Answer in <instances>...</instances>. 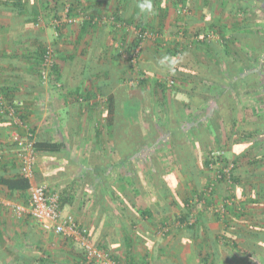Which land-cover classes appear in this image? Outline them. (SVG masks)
<instances>
[{
    "label": "crops",
    "instance_id": "crops-1",
    "mask_svg": "<svg viewBox=\"0 0 264 264\" xmlns=\"http://www.w3.org/2000/svg\"><path fill=\"white\" fill-rule=\"evenodd\" d=\"M79 1L80 5L76 6ZM138 1L0 0V93L7 102L20 103L22 119L35 136H46L52 141L63 143L66 146L64 151L69 155L67 159L62 158V155H37L35 179L58 193L62 214L72 215L78 224L88 229L96 244L108 246L120 264H140L144 260L150 264H185L192 254L196 257L194 264H203L202 259L208 256L211 263L217 260V264H252L253 260L248 258V254L235 250L232 244L243 243L253 237L252 231L264 228V161L256 159L258 152L264 149V141H258L253 148L249 146L257 140L238 141L241 120L250 115L248 122L252 123L262 112V109L258 112L257 104L253 106L256 103L253 95L239 97L235 126L224 129L221 125L220 144L215 143V146L225 149L229 161L235 162L239 183L235 191L228 190V186L223 183L215 185L210 203L204 210L197 211L196 230L175 225L176 218L187 212L181 209L182 203L178 198L182 202L190 200L193 189L189 177L179 176L170 141L165 145L150 144L149 147L154 146L155 149H149V155L134 159L132 171L121 162V156L115 151V147H123L136 130L148 132L145 119L151 115L154 120L160 112L155 102L161 94L153 92V84L157 79L160 81V77L147 78L149 87H152L150 92L138 85L135 72L132 71L134 65L126 53L127 36L133 33L134 26L125 27L124 23L114 22L117 8L128 17L132 11L138 10ZM217 1L185 0L184 4L193 8L190 17H198L206 15L207 5L211 3L214 6ZM179 3L181 7L183 4ZM69 5L76 11L72 16L74 23L63 21ZM55 6L60 20L55 18ZM166 11L170 16L171 10ZM188 18L184 17L176 24L185 28ZM89 19L93 21L87 26ZM189 30L193 32L197 28L193 26ZM190 36L193 37V34ZM175 42L179 43L177 40ZM144 44L143 53L146 50L153 52L149 44ZM40 45L53 50L59 66L58 83L65 88L57 89L41 82L35 60ZM140 62H151L156 71L170 77L168 65H164L163 70V63L158 66L148 56ZM188 67L195 66L189 63ZM112 73L120 82L114 84L113 91H120L119 88L123 90L121 96L119 93L121 109L118 119L129 130V135L124 129H118L117 136L111 133L113 126L106 123V97L97 91L100 84L109 82ZM7 88L13 92L5 96ZM78 88L95 93L89 102V105L95 104L92 109L87 111L81 108L79 111L75 102ZM183 89L187 91L188 84L185 83ZM171 98L173 105L179 108L180 116L185 119L193 115L194 109L183 106L187 101L184 94H172ZM246 107L249 109L245 110ZM185 122L188 124L192 119ZM15 131L21 137L25 135V131L13 128L0 116V174L5 177L19 173L16 147L12 142ZM193 137L190 136L191 139ZM215 139L211 132L213 143ZM194 147L190 144L197 157ZM244 151L245 157L242 158L240 154ZM108 166L112 170L106 171ZM116 175L122 177L123 183L116 190H107L102 202L104 206L101 207L96 204L95 181L98 177L105 179L106 176ZM175 176L177 186L171 184ZM202 176L200 191L204 182ZM160 180L164 181L172 196L161 189ZM110 191H114V198ZM258 191L262 193L260 204H250L254 192ZM128 195L131 196L130 200ZM171 197L177 200V205L171 203ZM230 197L233 198V204L228 206L224 219L207 210L209 206ZM16 204L26 207L28 201L0 187V264H34L31 256L39 258L48 254L52 257L57 255L55 259L60 263L65 260L70 264L73 259L82 256L79 250H76V254L69 253L72 243L68 244L63 238L58 239V236L43 232L27 213L18 216L12 208ZM239 212L245 215L240 217ZM166 223L170 225V230L162 233ZM212 245L215 255L211 254Z\"/></svg>",
    "mask_w": 264,
    "mask_h": 264
},
{
    "label": "trees",
    "instance_id": "trees-1",
    "mask_svg": "<svg viewBox=\"0 0 264 264\" xmlns=\"http://www.w3.org/2000/svg\"><path fill=\"white\" fill-rule=\"evenodd\" d=\"M179 2L183 4L182 7L189 11L190 15L193 14L191 11L193 8L191 9L186 6L184 4L185 0H177L176 3H174V11H176V14L179 10ZM166 3L167 0H139V5L137 6L138 10L132 11L128 17L125 16L124 12L118 10L120 8H117L115 11L114 22L124 23L125 27L133 25L134 29L139 31L138 34L130 32L129 34L133 36L130 37L129 34L127 36L129 41L126 42V53L129 55L130 62L134 50L139 47L143 40L142 34L149 32L157 37L162 35L163 20L167 17ZM142 4H150V8H141ZM215 4L214 6H212L211 3L207 5L208 11L206 15H200L198 17L193 15L191 17L189 16L186 20L187 22L185 21V28H180L182 26L177 24L173 30H170V33L173 34L175 32L177 35L181 31L186 42L188 39L186 34H193L199 39L197 42L180 45L172 38V41H170L165 49H162L159 42L155 44V49L159 55L166 60L169 66L170 77H167V74L164 75L156 71L150 64L151 62H140L142 53L141 48L134 69H131L135 72L138 85L146 87L148 92L152 91V87H149L147 78H154L155 76L160 77V81L157 79L153 84V92L156 91V93L158 92L161 94L159 99L155 102L160 112L158 117L154 118L155 121L151 115L149 119H145L148 132L144 133L136 130L131 139H127V141L124 142L123 147H115V151L121 156V162L125 163L129 170L132 171L131 168L134 159L136 160L138 157L145 154L149 155L148 150H154V146L158 143H164L165 145V143L170 141L171 154L176 159L175 166L180 174L179 176L182 178L189 177L191 179L192 192H195L194 194L196 195L201 192H199V190L202 171L206 170L209 172L207 155L215 146V143L220 144V126L222 125L224 129H227V127L231 125L232 128L235 126L237 121V100L242 95H253L257 105L261 107L262 112L252 123L248 122L250 115L248 118L245 117L241 120V131L238 141L248 139L257 140L251 143L249 146L250 148L258 144V141H264V19L261 20L262 17L264 18V0H218ZM79 5L80 1L76 6ZM56 9L57 6L53 9L55 18L60 20V16L57 15L59 13H57ZM64 9L65 8H63L62 11ZM75 13L76 11L73 7L70 5L67 6L65 16L68 19H71ZM150 14L153 16L152 21L149 17ZM92 21L93 19H89V22L86 23L87 26L90 25ZM193 26H195L197 30L191 32L189 29ZM210 33L216 36V40L213 42L206 40L207 35ZM143 42L145 43L146 41ZM47 48L48 47L44 45H40L38 49V58L35 59L37 61L36 70L38 66V73L41 60ZM189 63H192L195 67L189 68ZM58 70L59 66L56 62L53 68L55 83L59 82ZM109 78L110 80L108 83L100 84L97 89L100 95L106 97V123H108L110 127L113 126L111 129L112 134L116 133L117 136L118 129H124L126 134H128L129 130L125 129L123 122L118 119L120 114L119 109H121L120 96L123 90L119 88L120 91H113L115 88L114 84L120 82L113 73L110 74ZM170 81L171 84L168 83ZM185 83L189 86L187 91L183 89ZM62 88H65V86L61 85L60 89ZM103 88L104 91H102ZM12 92L13 90H8L7 88L4 94L7 96V94ZM87 93H90L89 96ZM171 93L184 94L187 101L183 106L187 109H194L197 113L194 111L193 115L190 114L185 119L180 116L181 113L179 108L175 106V104L173 105ZM75 94V102L78 104L79 111L81 108L87 109L88 111L95 105L93 103L89 105V102L93 100L91 97L93 98L95 94L93 91L86 92L83 88H78ZM168 98H170L169 101ZM9 103H13V101ZM190 119H192V122H188L187 124L185 120L188 121ZM127 126L129 125L126 123V127ZM130 128H133V126ZM211 132L216 138L214 143L211 140ZM191 135L194 136L192 138L193 140L190 138ZM150 144L154 146L149 147ZM190 144L195 146L197 157L194 156ZM65 148L66 146L63 143L52 141L46 136L36 135L34 138V151L37 155L63 156L62 158L67 159L69 155L65 153ZM245 153L246 151H244L242 155L240 154V157L244 158ZM257 158V161H264V149L258 152L256 159ZM222 161L223 163L232 162L227 159L226 155ZM232 163L234 165L231 171L232 184L228 186V190L235 191L239 179L236 174V164L235 162ZM109 170H112L110 166H108L106 171ZM35 181L42 184V182L36 179ZM95 182H97L94 190L96 204L102 207L104 206L102 204L103 198L105 197L104 194L107 193V190L110 188L116 190V188L123 183V179L120 175H116V177L106 176L105 179L98 177ZM159 182L162 187L161 189H164V192L170 196V190L167 188L164 181L160 180ZM217 183L225 184L224 178L218 179ZM171 184L177 186L176 176L171 180ZM0 187L11 194L18 195L25 202L29 201L30 183L20 175V172L8 177L0 174ZM110 194L111 197L114 198V191H110ZM261 194V191L257 193L254 192V199L249 203L252 205L260 204ZM130 197L131 196L128 195L129 200ZM171 199V203L177 205V200L174 197H171ZM178 199L182 203L181 209L184 208L185 211L187 210L185 214H180L176 218V220L183 222L188 217L191 199H186V201L183 200V202L180 198ZM208 200L207 203H210L212 195ZM131 204L134 206L133 202H131ZM228 209L229 207H227V211ZM244 215L245 213L241 212L239 216L241 217ZM186 228L193 231L197 229V226L194 224ZM263 232L264 228L259 227L257 231H252L253 237L249 239L251 241L246 240L243 243L233 242L232 248L248 254V258L253 260L252 264H264ZM72 244L69 253L76 254V250L80 251V248L78 245ZM100 247L108 252L109 255L120 264L110 253L108 246L103 245ZM213 248L214 245L211 246V254L215 255ZM53 257L51 254H48L45 257L41 256L36 258V256H31L30 258L33 260L34 264H69V261L65 262V260H62L60 263L55 259L57 255ZM208 258L209 256L207 258L204 257L202 263L217 264V260L215 262L212 260L211 263L208 261ZM77 260L79 259H73L70 264H74ZM236 264L241 263L237 262Z\"/></svg>",
    "mask_w": 264,
    "mask_h": 264
},
{
    "label": "built area",
    "instance_id": "built-area-1",
    "mask_svg": "<svg viewBox=\"0 0 264 264\" xmlns=\"http://www.w3.org/2000/svg\"><path fill=\"white\" fill-rule=\"evenodd\" d=\"M177 14L184 17L190 16L189 11L182 6L179 7ZM63 21L74 23V19H68L67 17ZM132 31L134 34L139 33V31L134 28ZM181 33L180 31V34ZM141 36L143 40L139 47L134 50L131 57L133 65L136 64L139 58L142 45H144L143 41H155L159 38L149 32H145ZM198 40L199 39L194 36L192 41L197 42ZM206 40L215 41L216 36L210 33L207 35ZM55 61L54 52L48 47L41 60L38 74L43 84L47 83L58 89L61 85L54 82L53 68L56 63ZM51 80L53 82H51ZM168 83L171 84V81ZM19 109L20 103H9L0 93V116L5 118L13 128L25 131L23 137L17 135L15 131L12 136V142L16 147V159L18 161L20 175L30 183L29 201L26 207L19 204L14 205L12 207L14 212L18 216L27 213L43 232L52 233L78 245L82 256L74 264H118L108 252L91 239L88 229L78 224L72 215L62 214L60 210V195L58 193L50 190L47 185L35 182V170L37 165V154L34 151L35 134L31 131L30 127L24 123ZM225 152V149L220 146H214L209 151L207 160L209 162L208 170L213 174L212 181L201 190L200 194L191 199L188 217L183 222L177 220L175 224L176 227L183 229L196 223L197 211L204 210L206 207L207 200L213 194L218 179L224 178L227 186L232 184L231 171L234 165L232 162L223 163L222 159L225 156ZM232 204L233 198L230 197L225 201L209 206L207 210L217 215L220 219H224L227 216V207ZM169 230L170 225L168 223L164 224L162 233H166ZM142 264L150 263L148 260H145Z\"/></svg>",
    "mask_w": 264,
    "mask_h": 264
},
{
    "label": "rangeland",
    "instance_id": "rangeland-1",
    "mask_svg": "<svg viewBox=\"0 0 264 264\" xmlns=\"http://www.w3.org/2000/svg\"><path fill=\"white\" fill-rule=\"evenodd\" d=\"M174 3H176V0H167V5H166V8L167 9H170L171 10V15L170 16H168L167 15V17H165V19L163 20V32H162V35L161 36H159V38L156 40V41H147L146 40V44L148 45H150V47H152V50H153V52L151 51H149V50H146V51H144V53H143V55H142V53H141V55L145 58L146 56H148V58H150V60L151 61H153L156 65H158V66H160V64L161 63H163L162 64V67H163V70H164V65H166L167 66V62H166V60L164 59V58H162L160 55H159V53L157 52V50L155 49V44H157L158 42L161 44V47H162V49H165L168 45H169V43H170V41H172V38L174 39V40H177V41H179V43H183V44H187V43H191L192 42V40H191V38H194V35H193V37L192 36H190V34H186L187 36H188V39H187V42H186V40H184V37H183V35H181L180 34V32H179V34L177 35V34H175V32L172 34V33H170V30H173L174 29V27L177 25L176 23H180L183 19L182 18H184V17H182V16H180V15H177L176 14V11H174L175 10V6H174ZM174 14H175V17H179V19L178 18H175L174 17ZM149 17H150V20L152 21V15L150 14L149 15ZM175 25V26H174ZM264 27V26H263ZM180 31V30H179ZM178 33V32H177ZM130 35V34H129ZM185 35V36H186ZM131 36H133V35H130V37ZM125 37H126V34H125ZM175 37V38H174ZM191 37V38H190ZM145 45V44H144ZM144 45H142V48L144 47ZM148 45V46H149ZM154 47V48H153ZM144 49V48H143ZM141 57V56H140ZM143 57L141 58V60L143 59ZM165 72H167V71H165ZM170 74H169V72H168V76H169ZM245 98V97H244ZM247 99V98H246ZM247 102H248V99H247ZM243 103H246V102H243ZM247 105H249L248 103H246ZM257 103H253V106L254 105H256ZM245 104H243V106H244ZM259 108H258V112L259 111H261V107L260 106H258ZM256 108V107H255ZM249 109V107H246L245 108V110H248ZM247 112V111H246ZM245 112V113H246ZM248 113V112H247ZM203 180H204V182H203V184H202V188H204L210 181H212L211 179H212V177H213V174H211L210 173V171L208 172V171H204L203 172ZM202 180V179H201ZM200 191V190H199ZM193 193V192H192ZM195 193V192H194ZM192 194L191 195V197L193 196H196V194ZM199 193V192H198ZM191 197H190V199H191ZM50 234H52V233H49V235ZM54 235V234H53ZM56 236V235H55ZM59 238H61V237H58V239ZM48 239L50 240V238L48 237ZM64 241L65 242H67L68 244H70L71 243V241H67V240H65L64 239ZM63 242V241H62ZM70 245H72V244H70ZM188 260V259H187ZM143 262V261H142ZM141 262V263H142ZM188 262L190 263V264H194L195 262H196V257H195V255L194 254H192L190 257H189V260H188ZM188 262H186L185 264H188Z\"/></svg>",
    "mask_w": 264,
    "mask_h": 264
},
{
    "label": "clouds",
    "instance_id": "clouds-1",
    "mask_svg": "<svg viewBox=\"0 0 264 264\" xmlns=\"http://www.w3.org/2000/svg\"><path fill=\"white\" fill-rule=\"evenodd\" d=\"M145 7H149L150 8V4H148V5H141V8H145Z\"/></svg>",
    "mask_w": 264,
    "mask_h": 264
}]
</instances>
